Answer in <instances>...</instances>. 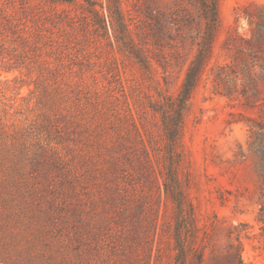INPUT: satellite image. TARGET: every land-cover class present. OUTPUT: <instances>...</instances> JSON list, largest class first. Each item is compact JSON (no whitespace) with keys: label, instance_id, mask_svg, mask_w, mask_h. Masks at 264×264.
<instances>
[{"label":"trees","instance_id":"16d2710c","mask_svg":"<svg viewBox=\"0 0 264 264\" xmlns=\"http://www.w3.org/2000/svg\"><path fill=\"white\" fill-rule=\"evenodd\" d=\"M31 1L64 7L53 14L58 19L66 6L82 8L95 28L110 25L120 41L134 42L123 0H0V78L14 76L0 81V264H163V200L175 222L169 264H204L182 178L184 110L213 53L220 0H189L205 27L178 95L149 102L157 123L85 93L53 58V43L48 51ZM144 1L151 12V0ZM237 241L236 263L244 264Z\"/></svg>","mask_w":264,"mask_h":264},{"label":"rangeland","instance_id":"374dc122","mask_svg":"<svg viewBox=\"0 0 264 264\" xmlns=\"http://www.w3.org/2000/svg\"><path fill=\"white\" fill-rule=\"evenodd\" d=\"M157 1L151 0L148 13L144 0H123L133 44L120 41L110 25L108 31L95 28L82 8L66 6L68 12L58 19L53 14L64 7L55 11L43 1L31 4L43 18L38 27L50 41L48 51L53 43V58L64 62L85 93L113 102L121 113L157 123L149 102L178 95L205 27L189 0ZM184 9L190 18L180 14ZM133 47L146 65L131 53ZM13 77L4 74L0 81ZM22 93L28 95L27 86ZM184 117L182 178L200 227L204 264H237L238 238L243 263L264 264V0H220L213 53ZM171 217L172 206L163 200V264L172 262Z\"/></svg>","mask_w":264,"mask_h":264}]
</instances>
